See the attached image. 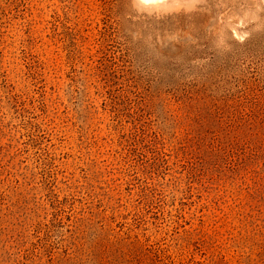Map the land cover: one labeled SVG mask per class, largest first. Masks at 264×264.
<instances>
[{"label": "rangeland", "instance_id": "rangeland-1", "mask_svg": "<svg viewBox=\"0 0 264 264\" xmlns=\"http://www.w3.org/2000/svg\"><path fill=\"white\" fill-rule=\"evenodd\" d=\"M0 264H264V0H0Z\"/></svg>", "mask_w": 264, "mask_h": 264}, {"label": "bare ground", "instance_id": "bare-ground-1", "mask_svg": "<svg viewBox=\"0 0 264 264\" xmlns=\"http://www.w3.org/2000/svg\"><path fill=\"white\" fill-rule=\"evenodd\" d=\"M141 4L152 7V6H168L188 0H138Z\"/></svg>", "mask_w": 264, "mask_h": 264}]
</instances>
